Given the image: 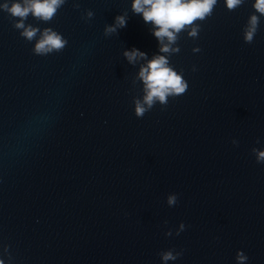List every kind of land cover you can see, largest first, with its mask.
Wrapping results in <instances>:
<instances>
[{
  "label": "clouds",
  "instance_id": "9594fccd",
  "mask_svg": "<svg viewBox=\"0 0 264 264\" xmlns=\"http://www.w3.org/2000/svg\"><path fill=\"white\" fill-rule=\"evenodd\" d=\"M66 0H12L11 4L5 2L0 4V9L10 14L14 18L13 27L20 30V35L32 42L36 40L33 53L39 56H46L52 52L62 51L68 41L57 31L50 27L42 30L31 24H26L28 16L37 21L49 23L56 16L58 10L63 7ZM218 0H132L131 11L133 14L141 15L146 24H151V34L159 44V52L166 55H154L150 60L145 52L132 48L125 50L123 55L130 64L145 60V64L140 65L137 79L143 82V98L133 99L135 105V115L142 118L149 112L157 102L166 106L169 97L175 98L183 95L188 89V82L183 78V73L177 72L171 65L169 57L179 53L177 45L180 33L187 31L190 38H197L200 32V24L213 14ZM245 3V0H224V4L229 11H235ZM79 9V3L73 4ZM254 12L249 15L246 25L243 28V40L251 44L258 32L260 19L264 17V0H254L252 4ZM94 13L87 10L82 19H91ZM127 14L117 15L114 23L106 26L105 35L117 33L118 29L126 27ZM39 33V39L37 34ZM194 52L200 51L194 48ZM233 144L237 141L233 140ZM259 142V141H258ZM257 163H264V150L252 149ZM176 194L167 196V204L174 206L177 204ZM167 223V222H165ZM185 225L180 224L177 235L183 231ZM171 235V231L165 233ZM163 264L174 261L182 255V252L167 250L159 253ZM248 257L243 251H238L236 255L237 264H245ZM2 264V262H0Z\"/></svg>",
  "mask_w": 264,
  "mask_h": 264
},
{
  "label": "water",
  "instance_id": "95a60500",
  "mask_svg": "<svg viewBox=\"0 0 264 264\" xmlns=\"http://www.w3.org/2000/svg\"><path fill=\"white\" fill-rule=\"evenodd\" d=\"M7 0H0V4ZM0 262L36 264L16 139L7 12L0 9Z\"/></svg>",
  "mask_w": 264,
  "mask_h": 264
}]
</instances>
